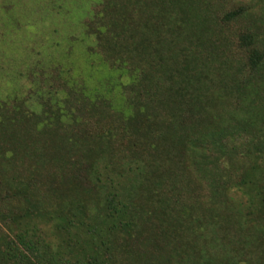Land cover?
<instances>
[{"label": "trees", "instance_id": "1", "mask_svg": "<svg viewBox=\"0 0 264 264\" xmlns=\"http://www.w3.org/2000/svg\"><path fill=\"white\" fill-rule=\"evenodd\" d=\"M89 16L120 103L55 70L41 113L0 107V264H264V0Z\"/></svg>", "mask_w": 264, "mask_h": 264}, {"label": "rangeland", "instance_id": "2", "mask_svg": "<svg viewBox=\"0 0 264 264\" xmlns=\"http://www.w3.org/2000/svg\"><path fill=\"white\" fill-rule=\"evenodd\" d=\"M98 2L0 0V107L9 108L18 97L24 110L41 113L36 102L48 97L49 84L59 80L55 70H70V80L78 83L71 92L63 90L62 97L81 100L98 90L112 104L120 103L121 85L127 78L104 69L98 57L89 55L96 42L85 24Z\"/></svg>", "mask_w": 264, "mask_h": 264}]
</instances>
